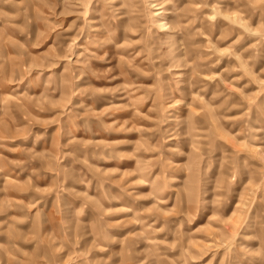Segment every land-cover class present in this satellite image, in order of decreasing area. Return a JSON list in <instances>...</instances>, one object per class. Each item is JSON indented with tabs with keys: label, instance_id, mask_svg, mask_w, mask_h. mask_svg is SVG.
<instances>
[{
	"label": "rangeland",
	"instance_id": "374dc122",
	"mask_svg": "<svg viewBox=\"0 0 264 264\" xmlns=\"http://www.w3.org/2000/svg\"><path fill=\"white\" fill-rule=\"evenodd\" d=\"M0 264H264V0H0Z\"/></svg>",
	"mask_w": 264,
	"mask_h": 264
},
{
	"label": "clouds",
	"instance_id": "9594fccd",
	"mask_svg": "<svg viewBox=\"0 0 264 264\" xmlns=\"http://www.w3.org/2000/svg\"><path fill=\"white\" fill-rule=\"evenodd\" d=\"M6 2H10V0H6ZM258 33H256L255 31L251 32L250 35H257ZM73 143H76V142H73ZM93 143H96V142H93ZM104 146V147H109V145H107L104 141H100L98 143H96V146L99 147V146ZM86 163V161H85Z\"/></svg>",
	"mask_w": 264,
	"mask_h": 264
}]
</instances>
